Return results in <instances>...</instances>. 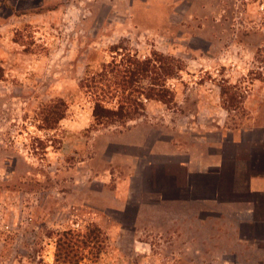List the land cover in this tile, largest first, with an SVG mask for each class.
<instances>
[{"label": "rangeland", "instance_id": "1", "mask_svg": "<svg viewBox=\"0 0 264 264\" xmlns=\"http://www.w3.org/2000/svg\"><path fill=\"white\" fill-rule=\"evenodd\" d=\"M117 45L183 70L167 104L144 100L142 116L96 125L82 81ZM262 95L264 0H0V264H54L59 233L94 227L107 239L99 264H264L223 223L169 227L143 210L157 145L137 158L127 148L134 131L183 118L185 103L220 102L227 127H244ZM59 102L65 118L52 124Z\"/></svg>", "mask_w": 264, "mask_h": 264}, {"label": "crops", "instance_id": "2", "mask_svg": "<svg viewBox=\"0 0 264 264\" xmlns=\"http://www.w3.org/2000/svg\"><path fill=\"white\" fill-rule=\"evenodd\" d=\"M151 108L165 107L151 103L148 112ZM181 108L186 111L183 118L165 117L164 126L156 132L134 131V138L136 134L141 138L127 142L133 158L140 153L152 155L157 145L158 169L151 173V187L147 182L144 188L149 199L155 196L151 192L156 196L149 202L144 196L143 210L157 207L159 222L169 227L184 217L213 226L223 223L229 237L233 233L238 242L261 247L263 254V108L238 129L227 127L228 112L220 102L198 101L194 108L187 103Z\"/></svg>", "mask_w": 264, "mask_h": 264}, {"label": "trees", "instance_id": "3", "mask_svg": "<svg viewBox=\"0 0 264 264\" xmlns=\"http://www.w3.org/2000/svg\"><path fill=\"white\" fill-rule=\"evenodd\" d=\"M116 55L96 73L87 74L82 87L94 103L96 125L134 120L145 111L144 100L170 102L169 80L183 70L180 60L159 52L142 58L137 52L117 45ZM147 81V82H146ZM116 101L117 107L109 106ZM52 112V124L65 118L66 105L59 102ZM106 236L94 227L85 233L70 230L58 234L54 264H99L106 250Z\"/></svg>", "mask_w": 264, "mask_h": 264}]
</instances>
